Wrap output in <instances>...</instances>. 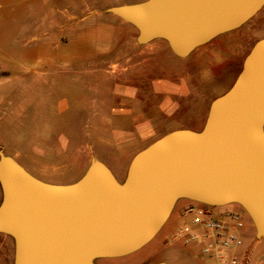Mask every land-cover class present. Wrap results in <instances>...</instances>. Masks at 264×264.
I'll return each instance as SVG.
<instances>
[{"label": "rangeland", "instance_id": "374dc122", "mask_svg": "<svg viewBox=\"0 0 264 264\" xmlns=\"http://www.w3.org/2000/svg\"><path fill=\"white\" fill-rule=\"evenodd\" d=\"M143 1L0 0V147L39 180L71 184L96 155L109 165L130 146L137 152L174 130L201 131L210 103L236 79L235 45L264 32L263 6L230 33L241 40L218 37L180 59L162 40L138 45L136 29L105 12ZM168 97L174 103L161 111ZM179 212L137 252L95 264H210L198 244L175 239L189 225ZM13 248L0 234L9 264ZM263 258L264 240L251 264Z\"/></svg>", "mask_w": 264, "mask_h": 264}, {"label": "water", "instance_id": "95a60500", "mask_svg": "<svg viewBox=\"0 0 264 264\" xmlns=\"http://www.w3.org/2000/svg\"><path fill=\"white\" fill-rule=\"evenodd\" d=\"M264 0H146L109 7L137 31L138 45L167 43L187 58L238 29ZM0 234L13 264H95L131 255L160 232L181 200L238 205L264 238V38L232 86L209 106L201 131H171L137 152L119 182L96 157L76 182L51 184L0 147ZM155 264H167L158 262Z\"/></svg>", "mask_w": 264, "mask_h": 264}, {"label": "built area", "instance_id": "2783aa9c", "mask_svg": "<svg viewBox=\"0 0 264 264\" xmlns=\"http://www.w3.org/2000/svg\"><path fill=\"white\" fill-rule=\"evenodd\" d=\"M1 70V66H0ZM217 207L191 202L182 211L189 225L175 235L184 244L196 243L210 264H251L252 246L245 248L240 234L243 217L235 212H217ZM264 264V258L259 260Z\"/></svg>", "mask_w": 264, "mask_h": 264}, {"label": "crops", "instance_id": "0c3cea01", "mask_svg": "<svg viewBox=\"0 0 264 264\" xmlns=\"http://www.w3.org/2000/svg\"><path fill=\"white\" fill-rule=\"evenodd\" d=\"M49 1V0H47ZM51 21V20H49ZM248 22V21H247ZM246 22V23H247ZM245 23V24H246ZM243 24V25H245ZM240 26L238 29L236 30H233V31H230V32H226V33H223L217 37H215L213 40L217 39L218 37H222L224 39H231L232 37L235 38L236 40H241L238 36V34H235L234 36H232V34L230 33H237L236 31H239L242 27ZM264 38V32H256V33H253L251 36H249L248 38H246L245 40H242V41H238L239 44H236L235 47L237 48V51H235V56L240 60V67L238 69V72L236 74V77L238 75V73L240 72L241 70V66H242V62L244 60V58L247 56V54L250 52L251 48L253 47V45L260 39ZM211 40V41H213ZM155 41V40H154ZM163 41V40H162ZM210 41V42H211ZM165 42V41H164ZM208 42V43H210ZM166 43V42H165ZM207 43V44H208ZM167 44V43H166ZM205 44V45H207ZM204 46V45H203ZM158 83V82H157ZM162 86H166L167 85V89H168V86L170 87L169 89H171L173 85V83L171 81H166V82H161ZM175 88H178L177 85L175 86ZM170 91V90H169ZM168 92V91H167ZM173 93V95H176L175 92H171ZM174 103V100L170 97L167 98L166 100V103L165 105L162 106V110L163 111V107H165L167 104H173ZM127 113H130L129 111H127ZM139 117H135V119L137 120ZM130 133V132H129ZM127 135H131V136H135V133H132L131 134H127ZM132 147L133 146H130V148L125 152V154L123 155V157L118 160L117 162H110L109 165H107L105 162H103L102 160L99 159V157L96 155V158L98 160H100L101 162H103L109 169L110 171L113 173V175L115 176V178L119 181V182H122L124 179H125V176H126V173H127V169H128V166L133 158V156L139 152H133L132 150ZM80 179V178H79ZM78 180V179H77ZM77 180H75L74 182H76ZM72 182V183H74ZM191 203V201L189 200H184V199H181L179 200L175 206H174V209L172 211V214L175 212V209L177 207V205L179 206V209H180V212L182 214V211L185 207H187L189 204ZM218 212L221 213V212H235V213H239L241 214V216L243 217V221H244V228L242 229V231L240 232L242 238H243V242H244V247L245 248H248L250 246H252V248L254 249V247L258 244H260L264 238H262L260 241H257L255 239V230L248 218V216L245 214V212L236 204H230V205H227V206H224V207H218ZM188 222H189V218H187ZM165 226V225H164ZM163 226V227H164ZM163 229V228H162ZM161 229V230H162ZM160 230V231H161ZM160 233V232H159ZM158 233V234H159ZM157 234V235H158ZM5 243L6 245V242H3ZM163 262V261H162ZM0 264H9L8 262V256L6 254H1L0 253ZM12 264H13V260H12ZM254 264H260L259 261H256Z\"/></svg>", "mask_w": 264, "mask_h": 264}]
</instances>
